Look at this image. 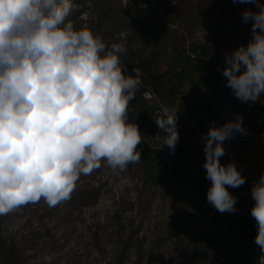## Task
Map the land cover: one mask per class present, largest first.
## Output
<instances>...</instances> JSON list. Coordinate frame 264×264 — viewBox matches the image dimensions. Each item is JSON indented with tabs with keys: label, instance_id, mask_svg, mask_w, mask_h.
<instances>
[{
	"label": "clouds",
	"instance_id": "1",
	"mask_svg": "<svg viewBox=\"0 0 264 264\" xmlns=\"http://www.w3.org/2000/svg\"><path fill=\"white\" fill-rule=\"evenodd\" d=\"M233 3L258 10L243 11L251 39L225 53L222 75L236 99L257 102L264 95V3ZM78 7L73 0H0V217L41 199L49 208L70 200L81 175L100 169L102 161L114 173L141 162L143 135L128 114L140 80L125 74L123 43L109 47L87 25L75 28L68 18ZM176 113L163 107L154 118L164 133L161 148L173 153L180 139ZM237 133L247 135L241 116L212 122L201 135L211 181L207 202L220 213L237 212L238 198L229 189L246 183L235 161L221 163L224 142ZM251 198L264 264V172Z\"/></svg>",
	"mask_w": 264,
	"mask_h": 264
},
{
	"label": "trees",
	"instance_id": "2",
	"mask_svg": "<svg viewBox=\"0 0 264 264\" xmlns=\"http://www.w3.org/2000/svg\"><path fill=\"white\" fill-rule=\"evenodd\" d=\"M73 2L79 5L72 13L75 28L87 25L109 47L112 43H123L127 51L120 60L125 65V74L140 80L128 114L129 122L138 124L143 135V143L137 146L142 159L136 164L141 172V187H151L161 180L168 158L175 159L176 164L191 159L197 164L196 180L202 183L207 197L211 181L203 168L201 135L207 133L212 122L220 126L241 116L247 135H236L244 137L246 142L264 122V95L257 102H241L226 87L222 75L225 53L246 45L251 39V22L244 23L241 14L245 9L257 11L256 5L233 3V0ZM84 13H87L85 21L81 17ZM134 68L139 71L133 72ZM163 107L171 113L177 112L180 139L174 153L166 145L161 148L164 133L154 122L156 116L162 115ZM184 168L186 173L188 169ZM102 186L98 182L78 188L74 195L81 205L94 203ZM234 196L238 198L236 206H240L242 196ZM213 228L214 240L223 241V253L228 258L259 264L257 229L252 216L233 217V213L227 212L214 219ZM0 248L8 249L1 227ZM153 261V257L149 258L148 264Z\"/></svg>",
	"mask_w": 264,
	"mask_h": 264
},
{
	"label": "rangeland",
	"instance_id": "3",
	"mask_svg": "<svg viewBox=\"0 0 264 264\" xmlns=\"http://www.w3.org/2000/svg\"><path fill=\"white\" fill-rule=\"evenodd\" d=\"M68 19L74 22L73 15ZM243 139L235 135L224 142L222 163L235 161L246 177L244 185L229 189L243 198L233 217L251 216V186L264 172V122L253 137ZM178 163L168 158L161 180L141 187L138 165L114 173L102 161L100 169L82 174L74 189L100 182L96 202L81 205L73 191L70 200L53 208L41 199L0 217L8 243V249L0 248V264H148L151 257L152 264H253L223 253V241L214 240L213 222L227 212L207 202L196 180L197 164L191 159Z\"/></svg>",
	"mask_w": 264,
	"mask_h": 264
},
{
	"label": "bare ground",
	"instance_id": "4",
	"mask_svg": "<svg viewBox=\"0 0 264 264\" xmlns=\"http://www.w3.org/2000/svg\"><path fill=\"white\" fill-rule=\"evenodd\" d=\"M235 217V216H234Z\"/></svg>",
	"mask_w": 264,
	"mask_h": 264
}]
</instances>
